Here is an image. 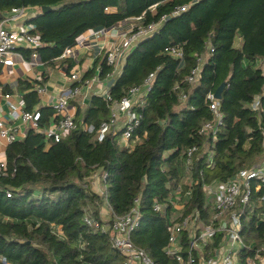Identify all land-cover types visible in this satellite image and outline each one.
<instances>
[{
	"label": "trees",
	"instance_id": "16d2710c",
	"mask_svg": "<svg viewBox=\"0 0 264 264\" xmlns=\"http://www.w3.org/2000/svg\"><path fill=\"white\" fill-rule=\"evenodd\" d=\"M44 6L51 10L29 22L30 33L43 43L38 53L45 62L53 63L84 33L127 19L139 18L143 26L159 23V28L128 55L108 90L110 100L94 95L85 110L78 108V129L59 142L30 129L8 144L6 170L0 175V257L8 264H125L126 256L113 247L109 234L89 226L85 217L103 222L104 201L112 219L123 216L139 198L134 244L156 264H178L165 253L173 211L157 212L154 203L191 190L185 212L197 207L208 220L202 182L225 181L264 160V115L250 107L256 96L264 104V69L257 62L264 58V0H0V20L13 8ZM237 38L243 40L241 47H236ZM170 46L182 48L183 60L166 51ZM30 53L24 51L26 57ZM99 65V78H107L113 66L106 59ZM197 67L199 78L189 83ZM152 74L144 105L137 108L143 119L132 134V147L121 143V131L100 141L97 130L110 118L112 102ZM94 76L95 68L81 82ZM222 83L223 124L215 136L200 133L214 118L207 96ZM33 87L25 80L19 84L25 110L47 127L57 119L56 111L36 109L40 96ZM90 125L92 132L84 127ZM192 146L197 150L187 165ZM99 171L105 174L104 195L91 185ZM255 185L243 217V237L248 244L262 245L264 187Z\"/></svg>",
	"mask_w": 264,
	"mask_h": 264
},
{
	"label": "built area",
	"instance_id": "2783aa9c",
	"mask_svg": "<svg viewBox=\"0 0 264 264\" xmlns=\"http://www.w3.org/2000/svg\"><path fill=\"white\" fill-rule=\"evenodd\" d=\"M186 7L175 11L178 14ZM25 13V8H13L11 15L0 21V63L4 62L12 53L16 52L19 42L23 40L25 45L38 49L42 42L38 36L28 32L10 30L6 24ZM140 20L139 18H131ZM159 28V23H152L148 26L134 24L126 32L120 35L118 44L109 46L106 50L105 59L113 66L110 75H116L123 68L128 55L138 45V43L151 36ZM166 51L173 57L183 60L184 53L179 46H170ZM37 51L34 52V55ZM264 69V65H263ZM98 72L100 70L98 69ZM200 67H197L187 78L189 83L198 80ZM109 75V76H110ZM97 76L91 80L96 81ZM71 81L82 83V78L78 73H72ZM91 80L84 81L85 83ZM153 74L146 78L140 86L130 89L128 94L120 101H114L110 105L111 115L107 121L101 123L97 130L98 139L101 141L108 133L121 131L123 144L131 148V137L133 132L139 127L143 115L137 108L144 105L145 97L151 89ZM75 85L72 88L62 91L55 99L53 108L61 118L47 127L40 126L38 116L34 112L25 110L23 98L17 102L10 99V94H6L9 104V115L14 121L21 120L28 124L30 129H34L44 135L46 140L59 142L63 140L71 131L78 129L74 115L69 111L68 104L70 98L82 92L83 85ZM42 90L39 88V92ZM110 100L108 91L103 95ZM185 99V97H184ZM207 99L210 101V108L214 118L211 122H206L200 133L211 131L216 135L218 128L223 124V114L220 111L221 100L217 99L214 93H209ZM251 109L264 115V104L259 96H256L251 103ZM125 116L121 128L117 129L120 115ZM88 132H92L94 127L84 126ZM264 146V126H261ZM20 132L14 124H7L0 119V138L9 144L18 140ZM197 147L192 146L187 150V165L191 163V158ZM213 152L209 154L208 160L212 162ZM6 170V162L0 161V175ZM105 176V174H104ZM260 190L264 187V160L261 164L249 168H242L235 172L225 181L214 180L210 183L203 181L202 190L206 197L207 208L211 212L208 220L202 217L201 210L197 207L189 212H185L187 202L192 195L189 190L184 194L179 193L168 202L154 203V210L165 212L171 208L173 212L178 211V203H183V213L178 219L171 218L167 225L169 233L168 243L165 253L174 258L178 264H264V244L256 245L255 242L247 243L243 237V217L250 204L252 185ZM264 202V195L261 197ZM140 199L134 201L133 207L123 216H114L109 221L98 222L90 217H85L89 226L100 227L102 232H107L110 236L113 247L126 256L125 264H156L150 255L143 249L136 246L132 240V233L140 225ZM259 222H264V215L260 216ZM219 241L214 245L216 238ZM246 254L244 257L243 254ZM0 261L8 264L3 258Z\"/></svg>",
	"mask_w": 264,
	"mask_h": 264
},
{
	"label": "crops",
	"instance_id": "0c3cea01",
	"mask_svg": "<svg viewBox=\"0 0 264 264\" xmlns=\"http://www.w3.org/2000/svg\"><path fill=\"white\" fill-rule=\"evenodd\" d=\"M37 14H40L38 8H25L24 15L8 21L6 24L10 30L22 32L27 29L30 33L33 26L29 20ZM10 15L11 11L7 13L4 18ZM139 22L140 20L127 19L111 27L88 31L79 37L75 46L66 48L63 54L54 60L53 63L45 62L38 53V49L36 50L26 46L25 42L21 40L16 52L12 53L4 62L0 63V119L7 124H14L18 128V132H20L19 139H23L30 128L28 124L23 123L21 120L13 122L10 118L9 104L5 97L6 94H10V99L17 102L19 99L23 98V93L19 90L20 82L24 80L29 81L34 85L33 89L37 90L40 96V103L36 109L53 107L55 99L62 91H66L76 85L75 82L70 79L72 73H78L80 77L83 78L88 71L95 68V78L97 76V80H91L88 83L84 82L85 85H83L82 92L69 100V111L74 115L75 120L76 118L78 119V108L85 110L94 95L103 96L115 83L122 71L120 69L118 74L110 75L105 79L99 78V64L105 59L107 48L118 44L120 35L126 33L131 26L135 23L139 24ZM242 43L243 40L237 38L236 47H241ZM27 50L31 52L28 57L24 55V51ZM36 51L37 54L34 55ZM257 62L263 69L264 58L257 59ZM84 83H80L79 85ZM39 88L42 90L41 92H39ZM56 118L55 122L59 120L61 116L56 113ZM124 120L125 116L123 114L120 115L117 129L121 128ZM118 131H120V129ZM120 141L123 144L121 138ZM7 146L8 143L6 140L0 138V161L6 162ZM99 173L101 176V186H98L96 179L92 180L91 185L95 192L104 195V174L101 171H99ZM183 205L184 204L181 202L178 203V211L172 213V218L176 220L182 215L183 209L181 208H183ZM100 215L103 221H109L112 218L111 209L106 201L100 206Z\"/></svg>",
	"mask_w": 264,
	"mask_h": 264
},
{
	"label": "water",
	"instance_id": "95a60500",
	"mask_svg": "<svg viewBox=\"0 0 264 264\" xmlns=\"http://www.w3.org/2000/svg\"><path fill=\"white\" fill-rule=\"evenodd\" d=\"M50 10H51L50 7H48V6H44V7L41 8V10H40V14H43V13L48 12V11H50ZM224 87H225V83H222V84L217 88V90H216V92H215V96H216V98L219 99V100H222V91H223Z\"/></svg>",
	"mask_w": 264,
	"mask_h": 264
},
{
	"label": "rangeland",
	"instance_id": "374dc122",
	"mask_svg": "<svg viewBox=\"0 0 264 264\" xmlns=\"http://www.w3.org/2000/svg\"><path fill=\"white\" fill-rule=\"evenodd\" d=\"M130 21V20H129ZM93 179H96V183L98 184V186H101V184H100V181H101V176H100V173L99 172H97L96 174H95V176H93ZM92 179V180H93ZM98 188V187H97ZM96 188V189H97ZM101 188V187H100ZM99 188V189H100ZM98 189V192L100 193V190ZM179 193H181V191L179 190L177 193H176V196L179 194Z\"/></svg>",
	"mask_w": 264,
	"mask_h": 264
}]
</instances>
